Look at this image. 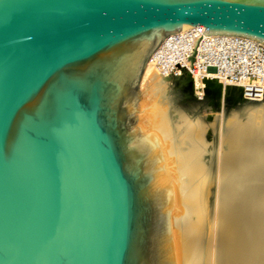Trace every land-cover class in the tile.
<instances>
[{
  "label": "water",
  "instance_id": "obj_1",
  "mask_svg": "<svg viewBox=\"0 0 264 264\" xmlns=\"http://www.w3.org/2000/svg\"><path fill=\"white\" fill-rule=\"evenodd\" d=\"M197 24L264 43V0H0V264H173L134 113L154 52Z\"/></svg>",
  "mask_w": 264,
  "mask_h": 264
},
{
  "label": "bare ground",
  "instance_id": "obj_2",
  "mask_svg": "<svg viewBox=\"0 0 264 264\" xmlns=\"http://www.w3.org/2000/svg\"><path fill=\"white\" fill-rule=\"evenodd\" d=\"M162 45L144 71L134 128L165 181L173 264H264V96L188 78L185 69L163 76L155 62ZM183 83L196 105L173 117L174 96L164 94Z\"/></svg>",
  "mask_w": 264,
  "mask_h": 264
},
{
  "label": "built area",
  "instance_id": "obj_3",
  "mask_svg": "<svg viewBox=\"0 0 264 264\" xmlns=\"http://www.w3.org/2000/svg\"><path fill=\"white\" fill-rule=\"evenodd\" d=\"M201 24L171 33L156 53L163 76L188 70L200 80L238 84L246 97L264 96V43L250 37L206 34Z\"/></svg>",
  "mask_w": 264,
  "mask_h": 264
},
{
  "label": "rangeland",
  "instance_id": "obj_4",
  "mask_svg": "<svg viewBox=\"0 0 264 264\" xmlns=\"http://www.w3.org/2000/svg\"><path fill=\"white\" fill-rule=\"evenodd\" d=\"M176 88L177 89L175 90V93H178V94H173V95L164 94V96H170V97L174 96V98L173 97L171 98V103L172 104L170 103V111H171V114L173 115V117H174L175 114H177L175 110L178 111V109H180V108H187L188 110H191L192 106L196 105V103H194V102H192L191 105L189 104V101H191L192 97L188 96L187 93H189L188 92L189 90H188L187 86H185L184 83L182 85H179V86L177 85ZM249 102H251V101H249ZM249 102H244L243 104L236 105V109L240 110L241 107L242 108L246 107V105ZM252 102H254V101H252ZM172 105H173V108L171 109Z\"/></svg>",
  "mask_w": 264,
  "mask_h": 264
}]
</instances>
